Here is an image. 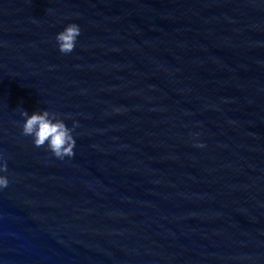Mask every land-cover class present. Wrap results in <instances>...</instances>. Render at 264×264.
<instances>
[{
    "label": "water",
    "instance_id": "95a60500",
    "mask_svg": "<svg viewBox=\"0 0 264 264\" xmlns=\"http://www.w3.org/2000/svg\"><path fill=\"white\" fill-rule=\"evenodd\" d=\"M0 151V264H264V0H0Z\"/></svg>",
    "mask_w": 264,
    "mask_h": 264
},
{
    "label": "clouds",
    "instance_id": "9594fccd",
    "mask_svg": "<svg viewBox=\"0 0 264 264\" xmlns=\"http://www.w3.org/2000/svg\"><path fill=\"white\" fill-rule=\"evenodd\" d=\"M80 32V26L76 22L66 23L54 36L58 51L64 54L70 53L76 46ZM19 116L22 117V120L17 121L20 135L30 137L34 146L43 147L45 151L59 159L71 158L74 155L76 144L74 129L78 126L75 119H72L69 125L66 123L69 119L67 114L51 111L48 108L35 109L29 113L20 107ZM195 146L202 147L203 144L196 141ZM6 171L7 157L3 151H0V190L9 184Z\"/></svg>",
    "mask_w": 264,
    "mask_h": 264
}]
</instances>
